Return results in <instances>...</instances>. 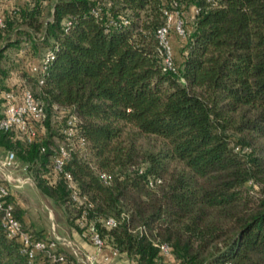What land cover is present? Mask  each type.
I'll use <instances>...</instances> for the list:
<instances>
[{
  "label": "trees",
  "instance_id": "1",
  "mask_svg": "<svg viewBox=\"0 0 264 264\" xmlns=\"http://www.w3.org/2000/svg\"><path fill=\"white\" fill-rule=\"evenodd\" d=\"M189 8L182 60L165 70L156 31L165 11L183 19ZM24 39L34 61L52 53L43 72L17 71L20 89L40 93L45 131L28 143L0 129V146L80 235L92 221L137 264L165 262L155 240L187 264H264V0H23L0 26V60ZM8 71L0 65V111ZM60 108L85 140L64 166L85 198L79 206L63 172L51 171L65 122L51 116ZM14 212L27 226L23 210ZM109 217L115 227L104 224ZM0 264L59 263L29 258L0 225Z\"/></svg>",
  "mask_w": 264,
  "mask_h": 264
},
{
  "label": "built area",
  "instance_id": "2",
  "mask_svg": "<svg viewBox=\"0 0 264 264\" xmlns=\"http://www.w3.org/2000/svg\"><path fill=\"white\" fill-rule=\"evenodd\" d=\"M1 3L0 0V26L4 22ZM165 13L167 16L166 24L156 31V38L163 53V69L175 70L169 33L174 31L177 35L183 36L185 29L183 19L178 11H165ZM123 22L125 23L126 21L124 20ZM51 59L52 53L46 51L40 59L35 60L31 64L30 70L34 73L43 72ZM38 96H40V93L37 92L36 96L30 88L15 89V87H10L9 90L4 91L2 93L4 101L0 111V129L11 132L14 138L25 139L28 143L43 135L45 131L43 121L47 117V111ZM57 112L65 117V122L60 129L62 140L57 154L52 160L51 171L52 175L63 172L71 201L79 206L85 204V198L78 193L75 181L68 171H64V166L74 152L82 151L85 148V140L77 124V118L68 109L60 108ZM17 165L18 160L14 151L7 150L0 160V171L3 172V176L0 179V225L6 236L16 238L20 242L21 252L29 258H34L38 253H42L59 264H83L80 253L70 247L71 243L69 240L59 237L55 232L48 240L38 238L30 228L25 226L15 216V204L9 198L12 195L10 184L17 187L25 184H34L33 180L28 176L14 178L8 172V170L16 168ZM99 177L105 183H108L111 179V175L106 172H100ZM155 182L159 183L160 180L157 179ZM155 182L150 180L149 185L153 186ZM80 219V223L83 225L84 212ZM104 224L108 228L115 227L117 220L114 217H109L104 220ZM85 236H87L88 242L94 246L96 253H100L105 248L109 249L108 253L101 255L103 264H116V258L122 253L116 247L109 246L104 242L92 221H90L86 230L81 233V237L84 238ZM58 243L63 247H70L76 257V262L68 260L64 253L57 251L56 246ZM154 243L159 247L160 254L164 257L165 262L163 264H187L171 257L170 247L167 243L159 242L158 240H155ZM85 260L89 264H95L96 256L94 254L86 255ZM127 264H134V261H130Z\"/></svg>",
  "mask_w": 264,
  "mask_h": 264
},
{
  "label": "rangeland",
  "instance_id": "3",
  "mask_svg": "<svg viewBox=\"0 0 264 264\" xmlns=\"http://www.w3.org/2000/svg\"><path fill=\"white\" fill-rule=\"evenodd\" d=\"M22 2L20 3V0H4V3H1V8L3 10L4 16L12 9L21 7V5L23 4ZM193 13H194V9L189 8L183 14V26L185 29V34H186V30H188L190 22L192 21ZM17 24L22 29L26 28L24 25H20L19 23ZM185 34L181 36L174 33L172 36V41H173L172 54L176 68H178L182 60V52L184 50V46L187 38ZM33 36L34 39L38 41L39 34L37 35L34 34ZM27 45L31 46V43L26 39H24L23 43H21L19 46L10 47L9 49H7V51L4 54V57H2V59L0 60V65L3 68L9 70L7 81L10 84L13 83V81L16 79L17 76L19 77L17 73V71H19L18 63L22 61V59L25 61L28 60L30 61L31 58L33 57L35 58V54H33V52L26 53L25 49L23 50L21 49L22 47H27ZM42 51L43 48L39 46L38 53H41ZM20 55L22 58L20 57ZM24 55L27 56L29 55L28 56L29 58H27L28 60L25 59V57L23 58ZM31 64L32 63L28 64L27 69H31L30 67ZM60 118L61 115L55 112L51 116V122L55 123V121L60 120ZM1 153L2 150L0 154ZM11 170L14 176L19 178L25 177L24 169L19 164L16 166V168ZM20 189L15 190L17 197L16 203L17 201H19V204L16 206L20 207L23 210V213L27 219L26 225L30 226V228L32 229H35L36 227V229L44 231L45 234H47L50 237L53 236V233L55 232L59 237L66 238L67 240H69L71 243L70 247L75 245L76 242L75 239L81 237V235L69 223L64 207L55 204L51 199L42 195L41 192L38 190V188L35 186V184H26L24 188H20ZM70 247H64V248L71 250Z\"/></svg>",
  "mask_w": 264,
  "mask_h": 264
},
{
  "label": "crops",
  "instance_id": "4",
  "mask_svg": "<svg viewBox=\"0 0 264 264\" xmlns=\"http://www.w3.org/2000/svg\"><path fill=\"white\" fill-rule=\"evenodd\" d=\"M2 3H4V0H2L1 1ZM19 2V1H18ZM22 2V0H20V3ZM5 3H6V1H5ZM23 3V2H22ZM23 55V54H22ZM20 57H21V55H20ZM28 58V56L26 57V55H24L23 56V58ZM22 58V57H21ZM28 60V59H27ZM34 62V59L32 58L30 61L28 60V61H25V60H23L22 59V61H20L19 63H18V68H27V66H28V64L29 63H33ZM22 82V79L20 78V77H16V79L13 81V83L12 84H10L9 82H8V84L10 85V87H15V89H17V88H19V84ZM15 85V86H14ZM1 150H2V153L0 154V158L2 159L3 158V156L5 155V153H6V149H4L3 147H1L0 146V152H1ZM0 159V160H1ZM8 172L14 177V178H19V177H16V176H14L13 175V173H12V170H8ZM2 176H3V172L2 171H0V179L2 178ZM21 178V177H20ZM26 185V184H25ZM25 185H23V186H20V187H17V186H14V185H12V184H10V188H11V193H12V197H13V200L15 201V205H18L19 204V201H17V203H16V193H15V190L16 189H20V188H24V186ZM36 186V185H35ZM21 190V189H20ZM20 208V207H19ZM23 222L25 223V224H27V219H26V216L25 215H23ZM28 226V225H27ZM36 228V227H35ZM75 245H73L72 247L74 248V249H76L77 251H78V253H80V255H81V259H83L82 261H83V264H89L86 260H85V256L86 255H91V254H94L95 256H96V262H95V264H103L102 263V260H101V255L102 254H105V253H108L109 252V249L108 248H105L104 250H102L100 253H96V250H95V248H94V246L91 244V243H89L88 241H86V240H84L83 238H81V237H78V238H76L75 239ZM130 261H134V264H137V262L134 260V259H130V258H128L127 256H125L124 254H121L119 257H117L116 258V264H127L128 262H130Z\"/></svg>",
  "mask_w": 264,
  "mask_h": 264
},
{
  "label": "water",
  "instance_id": "5",
  "mask_svg": "<svg viewBox=\"0 0 264 264\" xmlns=\"http://www.w3.org/2000/svg\"><path fill=\"white\" fill-rule=\"evenodd\" d=\"M53 20V16H51L50 18H48V21H52Z\"/></svg>",
  "mask_w": 264,
  "mask_h": 264
}]
</instances>
